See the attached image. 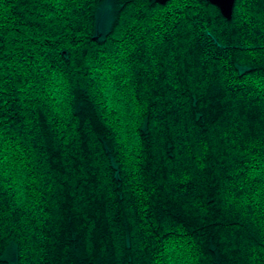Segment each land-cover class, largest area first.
<instances>
[{"label": "trees", "instance_id": "16d2710c", "mask_svg": "<svg viewBox=\"0 0 264 264\" xmlns=\"http://www.w3.org/2000/svg\"><path fill=\"white\" fill-rule=\"evenodd\" d=\"M104 1L0 0V120L44 145L0 174V264H189L180 226L191 264H264V0H113L101 37ZM122 136L132 184L109 172Z\"/></svg>", "mask_w": 264, "mask_h": 264}, {"label": "clouds", "instance_id": "9594fccd", "mask_svg": "<svg viewBox=\"0 0 264 264\" xmlns=\"http://www.w3.org/2000/svg\"><path fill=\"white\" fill-rule=\"evenodd\" d=\"M207 35H212L209 30H205ZM63 99V97H61ZM112 104L109 101V108L111 109ZM61 115H63L61 113ZM13 121L0 120V174L3 175L5 179L8 178L9 174L12 172V167L9 165H14L16 168H19V164H15L12 159L19 153L23 158L30 160H37L39 149L43 147V141L41 140L39 143H34L36 139V134H30L32 132L31 127H26L25 129L21 128V125L17 124L15 128L12 127ZM64 131H67L65 128ZM39 132V130H37ZM23 133V134H22ZM63 137L65 143L64 147L67 148V140L68 137L64 136L63 132H60L56 137L55 141H60ZM118 144L122 145V147L118 149H112V151L117 152V156L115 159L111 160V168H109V172L112 169H118L115 173L117 179H120V173L125 172L126 169L130 170L132 173V179L129 181V184L133 182H138L141 180V168L140 165L143 164V154H144V146L137 139L135 141H129L126 136H122ZM25 148L27 151H25ZM31 154V155H28ZM117 159H121L122 163L118 164ZM45 162H47V157L45 158ZM52 163H56V158H52ZM122 165V167H121ZM207 165L200 164L199 168L203 170ZM107 167V165H105ZM249 178L251 180L256 179H264L261 177V173L258 169H252L248 172ZM51 189L52 185L48 186ZM17 199L20 202L22 201V194L18 196ZM232 203V200H229V204ZM257 216L260 215V212L256 213ZM261 230L259 233L260 237H264V224L261 226ZM255 228V226H254ZM172 229H165V232H171ZM177 241H180L177 244ZM199 241V243H197ZM204 245V241L200 237H193L187 234V230L183 229L182 226L177 227L175 229V235L172 237L171 248L166 249V251L174 252L176 258L180 260L187 259L189 264H191L192 260L200 255H202V248ZM252 256L249 258L251 261H255L257 259V250L256 245L253 243L252 248Z\"/></svg>", "mask_w": 264, "mask_h": 264}, {"label": "rangeland", "instance_id": "374dc122", "mask_svg": "<svg viewBox=\"0 0 264 264\" xmlns=\"http://www.w3.org/2000/svg\"><path fill=\"white\" fill-rule=\"evenodd\" d=\"M115 15L113 0H105L97 13V32L102 37L112 26Z\"/></svg>", "mask_w": 264, "mask_h": 264}, {"label": "water", "instance_id": "95a60500", "mask_svg": "<svg viewBox=\"0 0 264 264\" xmlns=\"http://www.w3.org/2000/svg\"><path fill=\"white\" fill-rule=\"evenodd\" d=\"M156 1L161 4H164L169 0H156ZM208 1L216 5L220 9L224 17H226L227 19L232 18L236 0H208Z\"/></svg>", "mask_w": 264, "mask_h": 264}]
</instances>
